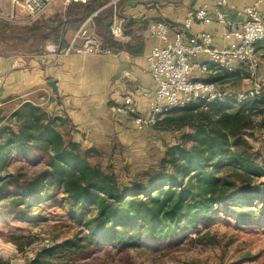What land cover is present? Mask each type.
<instances>
[{
  "label": "trees",
  "instance_id": "16d2710c",
  "mask_svg": "<svg viewBox=\"0 0 264 264\" xmlns=\"http://www.w3.org/2000/svg\"><path fill=\"white\" fill-rule=\"evenodd\" d=\"M97 7L92 1L71 4L66 19L77 26ZM108 21V10L94 17L102 44L115 53L123 46L112 40ZM0 30L32 52L46 40L38 23L19 28L0 20ZM20 109L17 131L0 129V168L10 154L39 167L27 177L0 173V218L3 208L27 218L29 205L61 195L59 207L85 231L40 248L26 264H78L79 256H88L96 247L122 250L171 243L216 212L218 205L231 209L228 214L240 224L255 220V211L244 205L260 202L264 211L262 189L238 183L240 175L249 180L258 175L257 165L231 151L229 143L255 125L264 127V98L236 104L195 101L171 109L157 123L186 125L188 131L181 135L180 144L166 149L159 169L145 171L141 180L129 183H120L103 167L95 159V149L83 148L69 137L65 118L32 103ZM5 130V137L1 136ZM223 165L231 167L228 175L216 173ZM0 264L8 262L0 258Z\"/></svg>",
  "mask_w": 264,
  "mask_h": 264
},
{
  "label": "crops",
  "instance_id": "0c3cea01",
  "mask_svg": "<svg viewBox=\"0 0 264 264\" xmlns=\"http://www.w3.org/2000/svg\"><path fill=\"white\" fill-rule=\"evenodd\" d=\"M21 1L0 0V11L11 17L13 22L8 24L13 27L20 28L29 23L28 17L20 10ZM225 1L226 16L230 21H236V13L229 8L242 9L257 0ZM120 2L119 12L126 21L124 38L119 41L123 48L115 53L64 55L60 51L53 53L45 49L44 45L48 48L66 46L82 23L76 26L66 19L68 7L60 4L52 5L41 17L47 27L44 30L45 44H41L43 50H14L8 45L14 40L13 36L0 30V106L10 105L14 111L25 103H32L42 106L49 114L62 116L67 120L64 131L83 148L116 141L127 146L136 136L145 134L148 128L137 130L130 117L117 112L116 108L122 105L123 95L130 93L137 107L147 112L155 83L147 70L146 55L160 42L150 34L148 23L154 20L166 22L172 36L175 31L181 30L189 10L206 4L212 16L215 0H159L151 4L135 0ZM258 9L264 12V0H260ZM225 29L214 20L209 23L194 21L182 36L186 41L197 31H208L212 34L214 46L221 48L227 43L222 37ZM204 58L200 56V59ZM192 76L221 84L228 82L219 81L222 76L230 81L240 79L236 72L223 70L205 74L194 72ZM232 83L227 84L232 89L245 88L238 82H234L233 86Z\"/></svg>",
  "mask_w": 264,
  "mask_h": 264
},
{
  "label": "rangeland",
  "instance_id": "374dc122",
  "mask_svg": "<svg viewBox=\"0 0 264 264\" xmlns=\"http://www.w3.org/2000/svg\"><path fill=\"white\" fill-rule=\"evenodd\" d=\"M120 4L121 2L118 3ZM44 21V19L34 22L29 20L25 25L40 23L39 25H43V30H47ZM12 43L8 42V45L14 50L28 49L27 45L17 40H12ZM37 47L38 50H43L41 44ZM255 50L259 57L258 75L264 77V43H256ZM219 81H228L226 84L233 82L232 86L235 85L234 82H238L239 86L242 84L245 87L238 90H246L249 87L246 78L241 80L235 78L230 81L226 76H222ZM20 108L12 111L10 105L0 106V129L17 131L16 113L21 110ZM21 111L20 113L23 112ZM187 131L186 125L175 127L166 123H156L148 128L145 134L132 139L126 144L127 146L116 141L100 143L90 148L96 150L95 159L112 171L120 183H129L132 180H141L145 171L159 169V162L166 149L180 144L181 135ZM5 135L6 130L1 136L5 137ZM229 143L231 151H235L241 158L254 162L258 169V175L250 176V180L242 175L238 176L243 182L238 181L239 185H257L262 189L261 195H264V127L255 125L246 130L245 134L230 138ZM37 168L35 164L27 162L24 158L10 154L4 166L0 168V173L9 172L27 177ZM230 168L228 165H223L216 169V173L221 176L228 175ZM60 196L53 198L54 200L51 198L29 205L26 209L27 218L15 216L12 210L3 208L0 218V258L6 260L8 264H26L40 248L71 237L76 232L80 235L85 233V231L81 232L79 227L68 219L66 212L59 207ZM243 208L253 209L255 220L240 224L228 214L231 209L228 212L222 208V205H218L216 212L199 221L187 231L186 235L181 234L174 242L127 247L122 250L96 247V250L88 256H79L77 263L264 264V211H260L262 205L254 201L244 205Z\"/></svg>",
  "mask_w": 264,
  "mask_h": 264
},
{
  "label": "built area",
  "instance_id": "2783aa9c",
  "mask_svg": "<svg viewBox=\"0 0 264 264\" xmlns=\"http://www.w3.org/2000/svg\"><path fill=\"white\" fill-rule=\"evenodd\" d=\"M95 2L96 10L87 16L73 33L68 44L62 48L54 45L45 49L64 55L75 53L84 55H106L112 53L105 47L96 33L94 17L104 9L109 11L108 30L111 38L119 42L124 38L125 18L119 12L118 3L122 0H22L20 10L30 21L41 19L48 9L55 4L64 7L74 3ZM151 4L159 0H135ZM260 0L242 9L230 7L238 19L230 21L226 16L225 0H215L212 16L207 5L187 12L182 28L169 35V25L162 20L148 23L150 34L160 42L154 45L146 55L147 70L155 83V89L144 113L135 103L132 94L123 95L122 105L116 108L119 113L130 117L136 129L142 131L154 126L173 108H183L195 101L204 104L212 102H230L236 104L246 99L264 98V77L258 75L259 57L255 45L264 38V12L258 9ZM0 20L12 23L11 17L0 11ZM214 20L226 27L222 33L227 42L218 48L213 44L212 34L208 31H197L186 41L183 32L190 29L194 21L209 23ZM79 42V45L77 43ZM203 55L206 58L200 59ZM238 73L249 81L246 90H234L227 84L208 81L192 76L198 73H216L219 71ZM47 93V92H46ZM49 96V94H47Z\"/></svg>",
  "mask_w": 264,
  "mask_h": 264
}]
</instances>
